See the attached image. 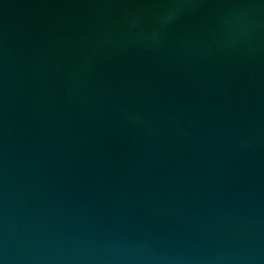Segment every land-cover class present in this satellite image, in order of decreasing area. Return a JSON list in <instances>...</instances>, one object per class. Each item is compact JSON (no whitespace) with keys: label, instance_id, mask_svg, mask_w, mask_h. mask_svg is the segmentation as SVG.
Segmentation results:
<instances>
[{"label":"water","instance_id":"obj_1","mask_svg":"<svg viewBox=\"0 0 264 264\" xmlns=\"http://www.w3.org/2000/svg\"><path fill=\"white\" fill-rule=\"evenodd\" d=\"M0 264H264V0H0Z\"/></svg>","mask_w":264,"mask_h":264}]
</instances>
